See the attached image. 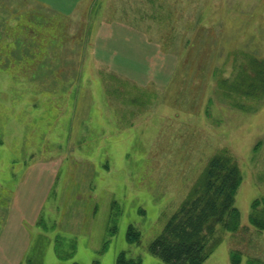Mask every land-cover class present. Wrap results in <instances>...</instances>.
<instances>
[{
  "label": "rangeland",
  "instance_id": "obj_1",
  "mask_svg": "<svg viewBox=\"0 0 264 264\" xmlns=\"http://www.w3.org/2000/svg\"><path fill=\"white\" fill-rule=\"evenodd\" d=\"M249 56L264 0H0V264H166L148 245L221 151L242 230L203 264L264 262V94L227 90Z\"/></svg>",
  "mask_w": 264,
  "mask_h": 264
},
{
  "label": "trees",
  "instance_id": "obj_2",
  "mask_svg": "<svg viewBox=\"0 0 264 264\" xmlns=\"http://www.w3.org/2000/svg\"><path fill=\"white\" fill-rule=\"evenodd\" d=\"M227 90L235 95H263L264 59L249 56ZM240 183L239 166L229 153L221 151L210 157L183 201L166 220L161 232L149 243V253L166 264H203L220 241L219 231L237 233L242 230L240 215L234 206ZM257 203L252 205V211ZM249 223L257 230L264 229V208L259 214L252 213ZM126 237L128 242L139 240V234H134L130 227ZM230 256L232 264L239 263L238 252H231ZM116 264H142V261L138 256L121 251ZM247 264L264 262L250 257Z\"/></svg>",
  "mask_w": 264,
  "mask_h": 264
}]
</instances>
